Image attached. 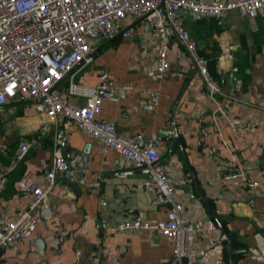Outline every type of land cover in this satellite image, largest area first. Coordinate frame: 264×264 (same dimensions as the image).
Instances as JSON below:
<instances>
[{
    "label": "crops",
    "instance_id": "obj_1",
    "mask_svg": "<svg viewBox=\"0 0 264 264\" xmlns=\"http://www.w3.org/2000/svg\"><path fill=\"white\" fill-rule=\"evenodd\" d=\"M122 26L128 27L125 36L92 42V60L74 68L72 79L93 86L105 73L131 85L103 91L96 117L113 121L122 134L154 141L174 184V199L189 215L182 264H264L256 250L264 245V20L235 10L184 20L219 86L216 93L204 88L175 33L168 37L169 68L157 78V36L150 24L127 17ZM70 73L58 89L67 100L84 102L66 91ZM152 91L159 93L156 104ZM235 118L241 124L235 125ZM25 140L30 147L18 157ZM56 147L68 167L56 174L48 194L50 215L40 214L45 207H39L32 235L2 249L0 264H177L161 232L166 206L154 203L153 189L145 184L147 170L134 168L114 149L105 151L91 133L61 115L46 120L21 95L10 99L0 116V169L6 172L0 225L28 204ZM230 167L244 176L226 178ZM135 220L143 225L123 226Z\"/></svg>",
    "mask_w": 264,
    "mask_h": 264
},
{
    "label": "built area",
    "instance_id": "obj_2",
    "mask_svg": "<svg viewBox=\"0 0 264 264\" xmlns=\"http://www.w3.org/2000/svg\"><path fill=\"white\" fill-rule=\"evenodd\" d=\"M229 10L264 20V0H0V116L8 101L21 95L31 99L46 120L54 121L61 115L66 122L91 133L105 151L114 149L127 157L134 168H145V184L153 189L154 203L166 206L161 232L170 241L177 264H182L188 253L191 224L183 205L174 199V184L154 141L142 140L139 134H122L113 121L96 117L101 111V92L131 89V85L111 81L105 73L95 85H82L72 79L71 71L92 60V42L108 40L117 34L125 36L128 30L122 23L129 17L149 23L157 36L153 44L157 78L163 77L169 68L168 37L173 32L202 74L204 88L216 93L219 86L208 74L184 20L195 15L223 17ZM69 73L67 93L81 95L84 102L69 101L60 93L58 82ZM150 100L153 104L158 102V91L151 92ZM233 123L239 125L241 120L235 118ZM29 147V141H22L17 156L22 157ZM67 167L64 152L56 147L28 204L0 225V247L8 249L15 241L32 235L37 210L46 207L56 174ZM237 176H244L237 168L230 167L225 173L226 178ZM5 180L6 172L0 169V188ZM247 182L257 184L254 180ZM98 184L99 179L90 182L91 186ZM140 225L143 223L135 220L123 226ZM256 250L264 260V245ZM217 263L223 264L219 260Z\"/></svg>",
    "mask_w": 264,
    "mask_h": 264
},
{
    "label": "water",
    "instance_id": "obj_3",
    "mask_svg": "<svg viewBox=\"0 0 264 264\" xmlns=\"http://www.w3.org/2000/svg\"><path fill=\"white\" fill-rule=\"evenodd\" d=\"M128 28V27H127ZM127 28H125V30H127ZM101 95H102V92H101ZM176 137V136H175ZM40 214H42V215H44V216H49L50 215V210H49V208L48 207H45V208H43L41 211H40ZM226 236V239L228 240V243H229V239H228V237H227V235H225ZM229 245H230V243H229ZM3 248L2 247H0V251L2 250Z\"/></svg>",
    "mask_w": 264,
    "mask_h": 264
}]
</instances>
